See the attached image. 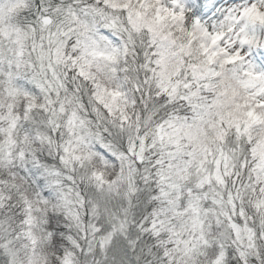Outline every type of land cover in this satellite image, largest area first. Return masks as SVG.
<instances>
[{
  "label": "clouds",
  "instance_id": "obj_1",
  "mask_svg": "<svg viewBox=\"0 0 264 264\" xmlns=\"http://www.w3.org/2000/svg\"><path fill=\"white\" fill-rule=\"evenodd\" d=\"M0 264H264V0H0Z\"/></svg>",
  "mask_w": 264,
  "mask_h": 264
}]
</instances>
